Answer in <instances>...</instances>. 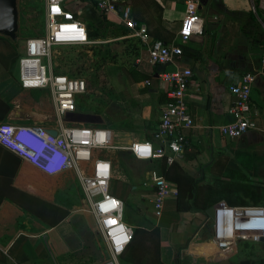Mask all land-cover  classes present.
I'll return each mask as SVG.
<instances>
[{"label": "crops", "instance_id": "obj_1", "mask_svg": "<svg viewBox=\"0 0 264 264\" xmlns=\"http://www.w3.org/2000/svg\"><path fill=\"white\" fill-rule=\"evenodd\" d=\"M186 1L128 0L133 17L147 29L146 43L130 36L131 32L122 24L119 13L105 14L92 0H75L71 6L89 30L97 29L102 36L101 18L105 17L114 23L112 37L117 41L128 42L125 49L133 59L127 103L120 107L121 112L117 111V115L107 112L113 123L103 127L111 129L114 140H118V134L112 126L119 123L122 132L127 134L125 142L118 140L120 144L144 139L159 144L154 139V131L160 122L162 106L168 101L160 73L174 71L176 66L191 68L193 77L188 90V106L195 126L189 133L188 148L172 166V173H185L197 181L195 184L201 181L199 185L206 191L210 188L220 189L223 180H233L239 175L240 178H246L249 185H237L235 189L247 187L248 193L241 191L247 201L255 202L252 194L259 193V200L264 202V73L257 76L251 93L252 102L259 113L256 128L236 139L226 137L221 131L222 125L235 121L232 112L235 97L230 86L240 83L246 73L259 70L264 59V0H199V14L205 22L204 33L182 40L178 33L186 13ZM44 19L46 21L45 16ZM120 29L126 30L127 34L120 35ZM155 41L182 47L183 54L176 59V66L154 65L150 62L149 45ZM7 71L0 62V94L4 100L9 83ZM79 109L78 104L77 111ZM127 152L124 154L128 155ZM17 157L0 145V163L5 162L9 169L16 168ZM123 157L121 153L114 158V170L119 172L117 179L127 177L124 170L127 162ZM138 161L149 162L151 166L145 179L135 185L126 179L130 182L127 197L122 198L113 193L125 203L135 199L139 212L136 211L138 214L135 215L139 221L135 231L137 228L151 230L155 226L160 227V256L157 264H239L241 259H249L254 263L251 253L239 250L238 244L232 250L225 251L216 247L213 241L214 220L208 217L206 210L179 211L176 207L177 198H169L163 215L155 217L151 212L150 201L155 191L151 172L155 170L164 176L163 165L166 163L163 159ZM26 166H19L11 180L9 176H3L0 183V195L4 198L0 204V264H83L87 255L93 257L92 264H101L106 259L107 250L105 252V243L89 208L83 214L81 210L86 205L82 206L79 200H57L59 185L37 191L20 183L22 174V179L31 178ZM168 180L177 185V182ZM19 190L69 209V214L52 225L15 202ZM82 195L84 197L83 192ZM206 196L213 203L212 206L221 200L227 202L225 196L211 198L207 192ZM170 201H174V204H170ZM229 218L232 217L228 212L225 219ZM141 236L149 237L145 232L140 233ZM149 247L135 251L134 258L140 261L144 250L148 261H157ZM86 250L90 252L86 253ZM132 261L121 258V264H135Z\"/></svg>", "mask_w": 264, "mask_h": 264}, {"label": "built area", "instance_id": "obj_2", "mask_svg": "<svg viewBox=\"0 0 264 264\" xmlns=\"http://www.w3.org/2000/svg\"><path fill=\"white\" fill-rule=\"evenodd\" d=\"M105 14H118L130 36L148 41L145 26L132 15L128 0H92ZM75 0H45V34L26 40L20 54V87L24 90L47 89L55 117L54 127L38 123L0 122V145L29 162L39 171L54 176L73 171L92 213L97 230L107 248L101 264H121V258L131 244L135 229L125 220V201L111 192L115 179L114 163L106 153L128 151L138 160L163 159L173 165L188 148L189 133L194 118L188 106V90L193 71L179 68L176 59L183 54L177 44L155 41L149 45V60L154 65L173 64L174 71H163L160 78L166 86L168 101L162 106L161 118L154 131L155 141L134 140L129 144L115 142L113 131L106 127L68 125L65 117L77 111L78 99L89 92L87 81L57 73L53 51L55 47L86 46L95 43L90 30L71 6ZM185 16L178 33L188 40L204 33V18L199 14V0H187ZM46 59V62L43 61ZM264 73V59L257 71L243 75L241 82L230 86L234 95L232 112L235 121L221 126L223 135L236 139L256 128L258 111L252 98L253 84ZM50 129L57 131L53 134ZM155 191L150 197L151 212L160 218L169 198H177L178 186L157 171L151 172ZM214 243L219 250L233 249L237 241L251 239L261 243L264 237V206L230 205L221 200L215 205ZM232 214V234L225 227L226 213ZM262 244V243H261Z\"/></svg>", "mask_w": 264, "mask_h": 264}, {"label": "rangeland", "instance_id": "obj_3", "mask_svg": "<svg viewBox=\"0 0 264 264\" xmlns=\"http://www.w3.org/2000/svg\"><path fill=\"white\" fill-rule=\"evenodd\" d=\"M18 9L19 30L15 44L18 51L22 54L24 52L23 47H25L24 45L28 38L41 36L45 32L44 0H18ZM101 19V29H103L102 33L104 36L100 34L101 37H94L93 40L96 41L95 43L86 46L55 47L53 51L56 69L73 77L84 78L88 84L89 92L82 100V109L65 117V122L68 125L93 127L111 125L113 122L107 114L117 115V111H120V107L126 105L128 95H130L128 90L131 81L130 64L133 62V59L125 49L128 42L114 40L111 35V30L115 24L105 19V17ZM95 30L97 31V29ZM43 61L46 62V59L43 58ZM7 72L9 83L4 97H6L5 99L11 104L12 108L5 121L14 123H38L54 127L55 117L48 90L22 89L19 83L20 70L18 60L11 72ZM112 127L118 134V140L125 142L126 140L124 138L127 134L122 132L121 125L118 123V125ZM118 140L115 139V142H120ZM120 152L110 151L106 155L114 163V158L123 153L124 161L127 162L125 164L127 167H124L125 174H127L126 179H130L132 184L143 181L142 179H145L147 172L151 170L149 162L135 160L130 155H125L124 152L126 151ZM24 165L28 166L29 174L31 175L29 181L35 189H38L37 191H42L44 187L52 188L58 187L59 185L56 191L57 200L67 202L68 200L72 201L76 199L82 203V206L86 205L82 208L84 211L81 210V213L85 214L89 210L82 195V189L73 171H68L60 177L53 179L52 176L39 171L29 162L21 159L20 166ZM117 170H120V168ZM117 174L119 172L115 171V179L111 183V192H115L119 196H122V198L127 197L130 182L123 177L117 179ZM234 179L230 180L229 178L223 180L220 189L212 188L207 191L208 195L211 198H223L225 194L231 193L234 188L238 187L237 185H249L247 179L244 177L240 178L237 175L236 179ZM34 187L30 188L34 189ZM134 200L132 199L129 203L126 202L125 219L135 228L139 224L135 215L139 212L137 211ZM173 202L170 201V204L173 205ZM136 211L138 212L137 214ZM139 217L141 216L139 215ZM237 244L239 250H248L251 253L250 257L254 262L264 258V249L261 243L254 242L251 239H243L237 241ZM104 247L106 252V245ZM85 252L88 253L90 250H86ZM85 252L83 253L85 254ZM87 257V260L83 264H92L93 257L88 255ZM106 258H108V255Z\"/></svg>", "mask_w": 264, "mask_h": 264}, {"label": "trees", "instance_id": "obj_4", "mask_svg": "<svg viewBox=\"0 0 264 264\" xmlns=\"http://www.w3.org/2000/svg\"><path fill=\"white\" fill-rule=\"evenodd\" d=\"M120 35L126 33V30H118ZM127 34V33H126ZM125 34V35H126ZM90 37L94 39V37H101L100 33L96 30L90 29ZM16 41L11 40L8 37L0 35V62L1 64L11 72L13 66L15 65L16 61L20 57V52L17 49ZM57 73H62L58 69H56ZM68 75L66 73H62ZM70 76V75H68ZM73 77V76H70ZM88 94V93H87ZM87 94L82 95L79 98L78 104L79 108L82 109V100ZM80 102V103H79ZM11 104L4 100L0 94V122L5 121L8 114L11 111ZM128 153V152H127ZM131 157L134 156L128 153ZM21 164V159L17 157V166L16 168L9 169L5 162L0 163V183L3 176H9L10 180L14 178L16 172ZM175 164V163H174ZM173 164V165H174ZM169 169H166L167 165H163V174L170 180L177 182L179 188V195L177 197L176 207L179 211H205L208 207L212 206L213 203L207 199L206 190H204L203 186L199 185L201 181H198V185L195 184L197 181L186 175L185 173H175L173 174L171 171L172 166ZM245 187L244 189L239 188L231 191L229 194H225V198L230 205H257V206H264V202L260 201L259 199L260 194L254 193L252 194L255 198V202L250 203L245 199L244 193L241 191L248 193V188ZM212 188H210L211 190ZM259 195V196H258ZM238 197V198H237ZM3 196L0 195V204L3 201ZM257 200V201H256ZM78 201V200H77ZM19 206L28 210L29 212H33L34 214L41 216L48 220V222L52 225L59 223L62 219L67 217L69 214V209H65L62 206L52 204L48 201H45L35 195H32L26 191L19 190L18 198L15 201ZM72 205V203H70ZM78 204V202H77ZM159 226H155L151 230L146 229H139L137 228L133 237L131 244L128 246L127 250L123 254V259L134 260L135 264H157L159 261V248H160V240H159ZM145 232L149 235V237H142L140 238V233ZM150 245V247H149ZM145 247H149L151 253L157 258V261H148L145 257L144 250L141 255L143 258L138 261L134 258L133 253L138 251L139 249H144ZM132 258V259H131ZM253 264H264V258L254 262Z\"/></svg>", "mask_w": 264, "mask_h": 264}, {"label": "water", "instance_id": "obj_5", "mask_svg": "<svg viewBox=\"0 0 264 264\" xmlns=\"http://www.w3.org/2000/svg\"><path fill=\"white\" fill-rule=\"evenodd\" d=\"M19 30V9L18 0H0V35L16 40ZM53 134L57 131L50 129ZM206 214L212 220L216 218L215 206L206 209ZM261 243L264 246V237L261 238ZM239 264H252L249 259H241Z\"/></svg>", "mask_w": 264, "mask_h": 264}, {"label": "bare ground", "instance_id": "obj_6", "mask_svg": "<svg viewBox=\"0 0 264 264\" xmlns=\"http://www.w3.org/2000/svg\"><path fill=\"white\" fill-rule=\"evenodd\" d=\"M24 176V174H22ZM22 175L19 177V182L22 183V184H26L28 185V187H34L33 184L30 183L29 179L28 178H24L22 179ZM58 175V174H57ZM55 176V175H54ZM35 188V187H34ZM229 212V211H228ZM227 212V213H228ZM226 213V214H227ZM229 214L231 215L232 217V214L231 212H229ZM232 226H233V221H232V218H229V219H225V227H226V231H227V234L228 235H231L232 234Z\"/></svg>", "mask_w": 264, "mask_h": 264}]
</instances>
